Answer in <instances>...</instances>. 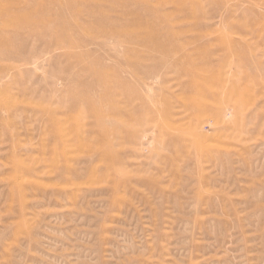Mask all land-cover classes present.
<instances>
[{"label": "rangeland", "instance_id": "1", "mask_svg": "<svg viewBox=\"0 0 264 264\" xmlns=\"http://www.w3.org/2000/svg\"><path fill=\"white\" fill-rule=\"evenodd\" d=\"M0 264H264V0H0Z\"/></svg>", "mask_w": 264, "mask_h": 264}, {"label": "bare ground", "instance_id": "2", "mask_svg": "<svg viewBox=\"0 0 264 264\" xmlns=\"http://www.w3.org/2000/svg\"><path fill=\"white\" fill-rule=\"evenodd\" d=\"M43 19V18H42ZM28 20V19H27ZM44 22V21H43ZM141 27V26H140ZM142 27H143V25H142ZM147 28H148V26H147ZM152 31V30H151ZM6 41H8V40H6ZM5 43V42H4ZM8 43V42H7ZM10 44H11V42H10Z\"/></svg>", "mask_w": 264, "mask_h": 264}]
</instances>
